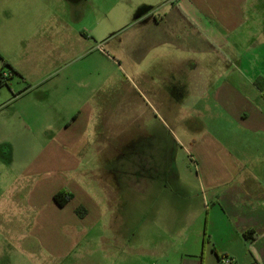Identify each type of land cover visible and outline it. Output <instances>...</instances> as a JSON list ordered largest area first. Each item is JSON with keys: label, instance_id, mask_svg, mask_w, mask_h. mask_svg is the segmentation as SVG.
I'll return each mask as SVG.
<instances>
[{"label": "crops", "instance_id": "0c3cea01", "mask_svg": "<svg viewBox=\"0 0 264 264\" xmlns=\"http://www.w3.org/2000/svg\"><path fill=\"white\" fill-rule=\"evenodd\" d=\"M28 1L23 12L11 6L0 36V70L14 74L0 88V264H26L31 248L25 241L33 237L55 259L73 250L77 237L101 217L102 198L94 186L102 188L112 215L123 214L126 202L142 200L135 195L143 174H131L141 167H129L128 173L121 164L97 165L93 159L122 156L118 146L114 151L95 146L90 132L98 122L97 136L104 139L108 120L124 117L120 108L128 104L111 99L109 88L106 93L112 77L104 64L114 62L100 46L107 48L111 40L110 0H86L82 17L69 21L61 17L64 3L78 0ZM150 4L144 16L160 27L167 13ZM178 5L182 19H171L167 39L151 37L163 51L156 47L141 56L146 62L158 56L169 61L171 66L156 74L167 88L142 91L133 114L134 122H142L143 103L165 101L171 91V104L184 107L185 133L201 173L205 225L193 230L189 221L178 240L171 238L168 259L264 264V91L255 85L264 78V9L251 4L261 13L256 20L240 0H179ZM89 7L100 11L97 18H87ZM137 69L149 82L146 68ZM61 192L74 196L64 207L54 200ZM79 207L88 211L83 219L76 214ZM17 235L23 247L17 248Z\"/></svg>", "mask_w": 264, "mask_h": 264}, {"label": "rangeland", "instance_id": "374dc122", "mask_svg": "<svg viewBox=\"0 0 264 264\" xmlns=\"http://www.w3.org/2000/svg\"><path fill=\"white\" fill-rule=\"evenodd\" d=\"M28 2L0 0V36L6 32L5 26L13 10L11 6L19 5L23 12V7ZM154 2L161 5V13H167L166 21L160 27L151 23L152 16H144L149 9L148 6L152 5L150 3ZM231 2L239 0H218L221 4ZM240 2L247 4L245 13L251 19H262L259 15L263 12L264 0ZM253 3H256L257 7L261 5L259 8L261 13L255 12L251 5ZM178 4L179 0H110L111 40L107 48L104 45L100 46V51L107 56L110 55L114 62L110 65L104 64L106 74L112 77L106 93L109 88L111 99L122 98L127 100L128 104L120 108L124 117L115 119L112 115L108 120L106 130L103 131L104 139L97 136L98 122H94L90 132L93 134L91 142L94 141L95 146L109 145L113 151V148L118 146L121 148L122 156L107 160L103 156L95 155L93 159L97 165L110 162L113 165L121 164L127 168V172L129 167L130 169L141 167L142 172L131 170V174L140 173L143 177L138 183L136 195L132 190L130 195L134 194L142 200L135 203L126 202L123 214L118 212L119 214L112 215L113 213L105 208L104 195L100 194L102 188L94 186L97 197L102 198L99 199L101 217L94 228L88 233L80 234L77 237V246L59 259L46 254L34 237L29 240L31 242L25 241V247L29 243L31 248L30 253L26 252V264H171V260L168 259L171 238L178 240L189 221L193 230L205 225L206 211L201 204V173L197 167V160H194L190 152L192 139L185 133L184 107L175 105L179 101H173L174 104H171L170 91L169 98H163L167 99L165 101L144 102L142 109L145 110L146 119L137 123L133 121L135 117L133 114L136 106L140 104L139 96L142 91L146 93L148 87L152 86L160 88L162 92L167 88V84L160 81L156 74L170 67L169 61L163 56H158L146 62L141 56L142 53L148 56L156 47H159V53L163 51L161 50L163 44L153 43L151 37L167 39L171 19H182ZM86 5L87 2L77 5L65 2L61 17L67 21L73 18L77 20L78 17H82ZM163 5L165 7H162ZM47 9L45 16L50 15L48 13L50 8ZM99 12L89 7L85 13L87 18L92 20L99 16ZM79 62L81 66H86L88 59ZM137 64L140 68H146L147 74L151 77L149 82L144 81L142 70L137 69ZM190 126L192 127L193 123ZM146 132L154 134L155 139H149ZM139 134L140 140H137ZM188 135L193 136L194 133ZM183 186L185 188H182ZM185 198L189 199L188 203L185 202L187 200ZM19 241L17 235V248L23 247ZM17 256L20 263L22 257L19 252Z\"/></svg>", "mask_w": 264, "mask_h": 264}, {"label": "trees", "instance_id": "16d2710c", "mask_svg": "<svg viewBox=\"0 0 264 264\" xmlns=\"http://www.w3.org/2000/svg\"><path fill=\"white\" fill-rule=\"evenodd\" d=\"M255 85L258 87L259 90L264 91V78L262 77L257 78V80L255 81ZM1 87L2 86H0V88ZM73 197L74 196L72 193L61 192L55 195L54 200L57 203V205H59L60 207H64L73 199ZM76 214L80 219H83L87 215V209L84 207H79L76 210Z\"/></svg>", "mask_w": 264, "mask_h": 264}, {"label": "built area", "instance_id": "2783aa9c", "mask_svg": "<svg viewBox=\"0 0 264 264\" xmlns=\"http://www.w3.org/2000/svg\"><path fill=\"white\" fill-rule=\"evenodd\" d=\"M13 73L7 69L0 70V86L7 85L10 79L13 77ZM222 264H233L232 260L223 259L221 260Z\"/></svg>", "mask_w": 264, "mask_h": 264}, {"label": "flooded vegetation", "instance_id": "af4514ba", "mask_svg": "<svg viewBox=\"0 0 264 264\" xmlns=\"http://www.w3.org/2000/svg\"><path fill=\"white\" fill-rule=\"evenodd\" d=\"M80 1V2H79ZM86 0H78L77 2H70L69 1V5H77V4H79V3H82V2H85Z\"/></svg>", "mask_w": 264, "mask_h": 264}]
</instances>
